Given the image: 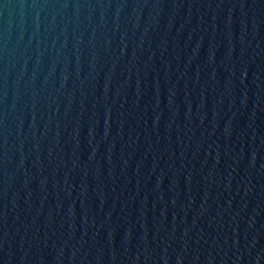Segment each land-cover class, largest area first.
Masks as SVG:
<instances>
[{
    "label": "water",
    "instance_id": "1",
    "mask_svg": "<svg viewBox=\"0 0 264 264\" xmlns=\"http://www.w3.org/2000/svg\"><path fill=\"white\" fill-rule=\"evenodd\" d=\"M0 264H264V0H0Z\"/></svg>",
    "mask_w": 264,
    "mask_h": 264
}]
</instances>
